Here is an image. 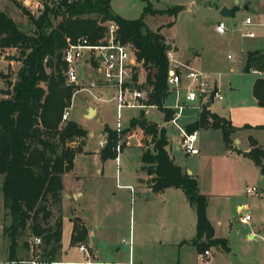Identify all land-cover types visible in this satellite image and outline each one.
I'll list each match as a JSON object with an SVG mask.
<instances>
[{"label": "rangeland", "instance_id": "obj_1", "mask_svg": "<svg viewBox=\"0 0 264 264\" xmlns=\"http://www.w3.org/2000/svg\"><path fill=\"white\" fill-rule=\"evenodd\" d=\"M38 1L40 6L32 9L19 4L33 16H37L43 4L53 6L57 0ZM222 1L227 3L232 1L234 5V0H109V5L114 13L128 19L138 17L145 4L152 9L164 10L160 13L146 14L143 19L151 29L161 25L160 32L165 42L172 43L174 59L187 64L189 68L208 72L211 78L216 79L222 100L209 101L210 111L225 117L230 113L233 125L244 122L264 123V117L259 118L251 109L254 107L250 105V108L248 104L250 100L248 83L253 76H258L250 72L244 73L242 69L238 70L236 67L240 62L238 42L241 35L238 29H233L229 24L231 19L218 14L217 6ZM242 1L251 4L254 12L259 15L257 20L264 22V0H236L235 5L239 8L235 12L234 20L240 22L246 13L251 15L254 13L247 12ZM5 4L4 11L16 26L22 31L32 32L33 25L27 16L14 7L11 0H6ZM172 6H179V9L174 12L167 11ZM57 19L58 17L50 15L52 23ZM219 19L226 26L222 34L216 33L213 28ZM16 54L14 48L0 49V56L4 59V67L0 60V70L7 72L10 80H13L19 62L9 61L8 57ZM227 54L231 59L226 58ZM84 55L86 56V52ZM87 63L75 65L77 83H73L76 90L69 100L68 118L87 130L88 136L84 147L92 153L77 154L74 157L72 172L62 176V187L69 196L71 192H79L76 198H65L62 202V240L65 243L67 218L69 214L75 213L82 216L87 226L91 228L93 234L91 238L95 240L92 248L98 250L101 256L127 259L129 232L134 264L135 261L138 262V255L146 258V264H168V261H173L168 259L172 253L164 262L162 255L167 253L163 249L167 246L164 245V241L177 235L175 231L177 226L181 227V235L184 237L195 233L194 210L182 191L177 188H167L150 199H139L141 194L138 192L136 170L140 165V152L153 151L152 144H149V136H146L144 141L143 138H138L135 132L130 138L124 136L120 142L124 140L125 146L116 152V158L107 157L103 161L100 160L96 151L100 150L97 142L103 137L101 134L103 123L115 129L117 120L121 130L128 125L130 118L137 115L138 109L121 107L116 111L115 103L110 98L115 89L103 82L94 60L92 66ZM231 65L235 67L233 73L228 71ZM137 72L139 82H143L144 70L139 67ZM90 82L94 87H89ZM1 87H4L2 82ZM166 93L162 105L171 107L174 96L167 87ZM143 98L144 92L140 102ZM86 104L95 106L96 113L91 112L88 116H83V113L86 114ZM144 110L145 118L165 128L164 136L169 143L168 151L165 150L173 157L174 163L180 165L182 169L189 170L196 179L198 191L207 196L206 210L213 223V235L227 239L229 250L224 251L219 246H212L209 256L213 259L210 260L215 264H264V183L258 179V166L245 155L236 156L227 151L218 128L198 127L195 142L198 154H184L177 146L176 128L167 122L168 120H163L161 110L156 107H144ZM199 110L197 107L184 106L176 120L177 124L184 127L188 121L197 117ZM175 111L174 108L172 115ZM240 131L242 132L239 136H242L245 142L255 139L264 145V128L246 126ZM138 140L142 147L138 146ZM262 162L264 163V157ZM145 175L142 172V176ZM128 185L133 188V193L126 188ZM245 186H256L260 193L247 195L244 193ZM1 199L0 191V221ZM238 203L245 204L247 208L243 207L238 211L236 209ZM59 207L53 206L52 212H59ZM244 213H248L250 219L246 223H241L238 217ZM216 220L220 223L215 224ZM5 221V225L8 224L9 218L7 217ZM249 231L253 233L251 237H247ZM28 237V231L25 230L17 238V244L23 248V254L13 261L5 259L0 249V264H27L24 261L28 259ZM154 238L157 242L161 240L160 243H164L159 245L149 242ZM169 252L174 253L175 248L171 247ZM56 258L58 253L55 255Z\"/></svg>", "mask_w": 264, "mask_h": 264}, {"label": "trees", "instance_id": "obj_2", "mask_svg": "<svg viewBox=\"0 0 264 264\" xmlns=\"http://www.w3.org/2000/svg\"><path fill=\"white\" fill-rule=\"evenodd\" d=\"M15 6L27 16L33 31L20 30L0 10V49L14 48L17 54L8 60L19 62L13 80L0 70L4 84L0 88V191L3 217L9 218L2 233L8 240V261L14 260L17 238L25 230L29 237L40 238V259L52 260L60 249L61 221L60 216L54 217L52 207L60 204L61 175L72 169L75 154L88 153L82 150L87 131L69 118L61 119L62 110L76 90L75 84L65 81L62 51L68 43L81 40L88 45L99 43L106 32L105 23L115 22L119 38L133 45L135 58L145 72L143 82L137 85L144 92L141 103L160 109L163 120H169L173 110L162 105L167 95L166 43L160 32L161 25L151 29L143 19L146 14L164 10L145 4L138 17L128 19L114 13L109 0H57L53 6L43 4L37 16L19 3ZM176 9L179 6L167 11ZM50 15L58 17L55 23L51 22ZM251 68L264 70V61L255 50L246 52L242 71L248 73ZM135 79L134 73L132 80ZM251 94L257 105L264 107V77L254 78ZM246 126L250 125L241 127ZM135 127L140 129L143 141L146 136L150 137L149 144L153 147V151L140 152L136 172H144L147 178L137 177L136 180L144 181L152 193L170 187L182 191L194 210L195 233L189 241L196 252L212 246L228 251L227 239L213 235L206 215L207 196L198 191L195 177L174 163L165 150L168 143L164 128H158L155 122L143 117L130 118L128 125L119 131L103 124L105 143L98 151L100 160L115 158L116 152L125 146V141L120 142V139ZM198 127L220 129L226 149L231 146L230 134L237 129L205 106L183 128L190 132ZM249 144L246 152H238L250 158L264 174V150L252 139ZM71 223L69 245L85 242L86 228L80 219L72 217Z\"/></svg>", "mask_w": 264, "mask_h": 264}, {"label": "built area", "instance_id": "obj_3", "mask_svg": "<svg viewBox=\"0 0 264 264\" xmlns=\"http://www.w3.org/2000/svg\"><path fill=\"white\" fill-rule=\"evenodd\" d=\"M254 25L256 23L251 16L246 14L240 22L236 21L234 29H238L243 37L249 38L254 36V32L252 31ZM105 26V35L99 43L88 45L84 40H81L80 42L68 43L64 48L62 60L65 64V81L68 84H76L75 65H82L84 62H88L92 66V61L94 60L96 69L100 72L103 82L113 86L115 89L114 94L110 98L115 103L116 111L121 107L143 108L145 105L140 102L143 91L137 87V85L142 83L138 80L137 72L140 62L135 58L134 47L130 42H124L119 38L115 22L107 21ZM213 28L219 34L224 33L226 30L225 23L220 19L215 22ZM84 52H86V56ZM165 55L168 62L165 84L174 96L172 106L167 107L176 109L168 122L177 130L178 148L184 154L195 155L198 154V149L195 145L197 131L192 130L187 132L177 124L176 120L180 116V111L184 106L197 107L199 110L203 106L206 107L209 101H220L222 97L208 72L189 68L187 64L174 59L171 48H166ZM226 58L229 59L231 57L227 55ZM249 72L258 77H264V70L253 68L249 69ZM134 73L136 74L135 81L132 80V74ZM89 86L94 85L90 82ZM68 116L69 107L67 106L62 110L61 119H67ZM115 129L116 131L120 130L117 120L115 122ZM104 143L105 140L98 141V145L101 147ZM117 147L116 150H118ZM126 188L130 193L133 192L131 186H127ZM244 193L247 195H258L260 192H258L256 186H245ZM241 208L242 206L237 208V210L240 211ZM249 219L248 213H244L238 217L241 223H246ZM74 246L76 252L79 254L77 259L56 258L42 260L39 257L40 238L38 236H30L27 239L28 259L24 262L27 264H131L130 258H128L127 262L101 261L85 242H78ZM208 255L209 250H203L198 253V258L204 261Z\"/></svg>", "mask_w": 264, "mask_h": 264}, {"label": "crops", "instance_id": "obj_4", "mask_svg": "<svg viewBox=\"0 0 264 264\" xmlns=\"http://www.w3.org/2000/svg\"><path fill=\"white\" fill-rule=\"evenodd\" d=\"M5 1L6 0H2L1 1L2 4L0 5V10H2V11H4V7L6 5L5 4ZM11 2H12V5H14V7H16L15 6V3H21L22 5H24L26 7H29L30 9H32L33 7L36 8V7L40 6V3H39L38 0H11ZM242 5H243L244 9L247 12H251V13L254 12V7L251 4H249L248 2L242 1ZM221 6L230 7V6H232V1H231V3H227L225 1H222L217 6V9H219ZM246 14L249 15V16H251V18L253 19V21L256 23V25L253 26V27H256V29H254L252 27L253 28L252 31L254 32V36L253 37H249V38L245 37L244 38L240 34L241 36H240V39H239V42H238V46H239V48H238V50H239L238 56H239L240 62L236 65V67H237L238 70L242 69L241 66L243 67L245 55H246V52H248V51H254V50L257 51L258 54L261 55L262 60L264 61V22H263V20H261V22H259L257 20V18H258L259 15H257L256 12H254L252 15L249 14V13H246ZM229 24L234 29V25L232 24V21L231 20H230V23ZM258 28H260V29H258ZM167 45L169 46V47H166L167 49L168 48H172V46H171L172 43H166V46ZM2 59H3L2 56H0V60L3 62V67H4V59L3 60ZM229 59H231V58H229ZM234 68H235L234 65H231V66H229L228 71L231 72V73H233ZM251 69H253V68H251ZM240 73H243V72L240 71ZM210 76H211V74H210ZM255 77L256 76H253L251 78V80L249 81V83H248V90H249V93H250V96H249L250 97L249 98L250 100L248 101V104H249V107L250 108H251L250 105H252L254 107V108H251V109L253 111H255V114H257L258 117L260 118V117H264V107L258 106L257 103H256V99L251 94V86H252V83H253V80H254ZM213 81L215 82L216 86L218 87V84H217L216 79H213ZM0 82H1V80H0ZM89 87L92 88L94 86H89ZM95 87H98V86H95ZM99 88H101V87L99 86ZM88 105H91V104H86V107H85L86 108V114H87V109L88 108H92V112L96 113L95 106L91 105V107H89ZM144 107H154V106H152V105L146 106L145 105ZM144 107L143 108H137L138 109V112H139V110H143L142 117L144 119H146L147 121H151V120L145 118V110H144ZM206 107L208 108V105ZM170 109L173 110V108H170ZM208 110L210 111L209 108H208ZM86 114L83 113V116H86ZM137 115H138V113H137ZM137 115L135 117H137ZM218 116L224 117L225 119L229 120L230 123L233 120L232 119V115H230V113H228L227 117L222 116V115H218ZM193 120L194 119H192L191 121H193ZM191 121H188L187 123H189ZM152 122H154V121H152ZM103 124H106V123H103ZM243 124H248L250 126H255V125H262V126H264V123H256V124H253L252 123L251 124L249 122H244V123H242L240 125H233L231 123V125L237 127V129H235L230 134L231 146H230L229 149H227V151L234 153L236 156L237 155H242L243 156V154L241 152H246L249 149V147H250L249 142H245L244 141L245 139H243L242 136H239V134L242 132L240 130L242 129L241 126ZM157 125L159 126V127L157 126L158 128H160V127L164 128L163 126H161L159 124H157ZM134 132L136 133V135H138V138L141 137V131H140V129L138 127H135L129 135L125 136V138H130V136H132V134ZM101 134L103 135V137L101 139H99V140H105V133L102 132V127H101ZM164 135H165V128H164ZM87 136H88V134H87ZM86 140H87V137H86ZM255 141L257 142L256 145L258 147H260L262 150H264L263 143H260L257 140H255ZM167 143H168V141H167ZM85 144H86V141H85ZM85 144H84V146H85ZM137 144H138V146H140V141L139 140H138V143ZM97 145H98V142H97ZM168 145H169V143L165 146V149L166 150H167V146ZM239 145H241L242 147H244V149L238 148ZM84 146L82 148L83 152H88V154L89 153H92V152H90L88 150H85V147ZM98 147L101 148V146H99V145H98ZM238 150L241 151V152H238ZM77 154H86V153H82L81 152V153H77ZM77 154H75L74 157ZM96 154L99 155L98 154V151H96ZM168 154H169L170 157H172L169 152H168ZM172 159H173V157H172ZM73 161H74V158H73ZM173 161H174V159H173ZM263 165H264V163H263ZM72 167H73V165H72ZM258 170H259V168H258ZM68 172H72V169L70 171H68ZM68 172H66V173H68ZM64 174L65 173H63L61 175V184H62V176ZM189 174L192 175V173H189ZM137 177H139V178H141L143 180L147 178L146 175L145 176H142V172H138V175L136 176V178ZM258 179H259V181H262L264 183V174H261L260 171H259ZM137 187H138V192L141 194V197H139V199H150V198H153L154 196H156L158 193H160V192L153 193V196H151V197L147 196L148 193H152V192H150L149 188L145 185V182L144 181H137ZM166 189H164V190H166ZM161 193H162V191H161ZM78 195H79V192L78 191H75V192H71V194L69 196V194L67 192H65V190L62 187V189H61V199H60V204H59V206H60L59 207V212L53 213L54 217L60 216V221H61V237H60V249H59V252H58V258H61V259H77L79 257V254L75 250V246L74 245H72V246L69 245V234H70V229H71V224H72L71 223V218L72 217H77L78 219H80V221L82 222V224L86 228V239H85V243L91 248V250L94 251V253L96 254V257L99 260L105 261V262H127L128 258H130L131 259V264H134V260L132 258V250H131V238H130V233L129 232H128V238H127V244H128V241H129V244H128V252H127V259H125V260L124 259H118V258H115L114 256H105V255L104 256H101L99 254L98 250H95V249L92 248L93 247V244L95 243V240H93V238H91V237H93L92 236L93 234L90 231L91 228H89L87 226V224L85 222V219L82 216H80L79 214H75V213L69 214V216L67 218V235H66V238H65L66 241H65V243L63 242V240H62L63 239V236H62V230H63V228H62V226H63V222H62L63 221V215H62L61 205H62V202H63V200L65 198H69L70 197V198L74 199ZM144 195L146 197H143ZM1 201H2V199H1ZM240 206H242V208L243 207L247 208V206L245 204L238 203V204H236V209L239 208ZM206 215H207V218L209 219V221H210V223H211V225L213 227V223L210 220V218L208 217L207 210H206ZM194 217H195V215H194ZM5 219L3 217V208H2L1 221H0V249H1L2 253H3V255L5 256V259H7V245H8V240L4 236V234L2 233L3 224H5V222H6ZM219 223H220L219 220H216L215 221V224H219ZM175 231L177 232V235L174 238L172 237L171 239H165V241H164L165 243L162 242V243H164V245H167V246H164L163 247L164 251H167L166 254L162 255V256H164L163 257L164 262L166 261V257L169 254L171 255V253H172V256L171 257H168V259H173V261L172 262L168 261V264H215L213 261L210 260V259H213V258H210L209 255H208V257L204 261L199 260V258H198V252H196V250L194 249V246L189 241L193 237L194 233L191 234V235H187V237H184V236L181 235L182 234V229H181L180 226H177V228L175 229ZM194 232H195V221H194ZM252 234L253 233L251 231L247 232V237H251ZM149 242L158 243L159 245L162 244V243H160L161 240H158V242H157L155 240V238L152 241H149ZM65 244L67 246H65ZM171 247H174L175 248V252L174 253L173 252H169V249ZM209 248H210L209 251L211 252V247H209ZM22 249L23 248H21L19 246V244L16 245V248H15V258L21 257V254H23L22 253V251H23ZM117 250H118V248L116 247L115 248V251H117ZM228 250H229V247H228ZM137 259H138V262L135 261V264H146V260H145L146 258L144 259V257H142L141 255H138V258ZM225 264H227V263H225Z\"/></svg>", "mask_w": 264, "mask_h": 264}, {"label": "water", "instance_id": "obj_5", "mask_svg": "<svg viewBox=\"0 0 264 264\" xmlns=\"http://www.w3.org/2000/svg\"><path fill=\"white\" fill-rule=\"evenodd\" d=\"M236 3V0H234V5L230 6V7H225V6H221L219 9H218V14L221 16V17H224V18H229L231 19L232 21V24H236V20H234V15H235V12L238 10V6L235 5ZM166 47H169L168 45ZM92 112V108H88L87 109V114L86 116H88L90 113ZM142 115H143V110H139L138 112V115H137V118L140 119L142 118ZM238 148L240 149H244V147H242L241 145L238 146ZM185 172L187 174L190 173L189 170H185ZM147 196L151 197L153 196V193H148ZM143 197H146L145 195Z\"/></svg>", "mask_w": 264, "mask_h": 264}]
</instances>
